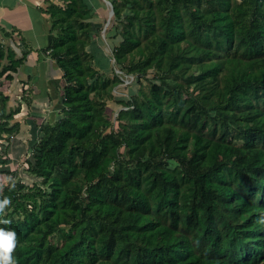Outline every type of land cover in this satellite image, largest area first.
Returning <instances> with one entry per match:
<instances>
[{
    "label": "trees",
    "instance_id": "obj_1",
    "mask_svg": "<svg viewBox=\"0 0 264 264\" xmlns=\"http://www.w3.org/2000/svg\"><path fill=\"white\" fill-rule=\"evenodd\" d=\"M110 1L115 61L138 52L128 71L154 68L160 81L119 99L128 108L112 127L104 98L121 79L93 66L86 1L50 5L63 115L31 145L28 170L42 183L4 170L0 227L17 234L16 264L264 263V0ZM29 53L0 46V77ZM18 112L3 113L0 135L16 131Z\"/></svg>",
    "mask_w": 264,
    "mask_h": 264
},
{
    "label": "rangeland",
    "instance_id": "obj_2",
    "mask_svg": "<svg viewBox=\"0 0 264 264\" xmlns=\"http://www.w3.org/2000/svg\"><path fill=\"white\" fill-rule=\"evenodd\" d=\"M85 1L90 9V14L86 15L87 19L85 21L93 28L91 35L96 41L93 47L86 46L90 48L93 66L106 77L114 78L117 76L121 79L120 82L110 86L111 94L104 98L107 102L106 114L112 122L111 126L116 128L120 110L128 108L127 105L120 103L119 99L144 98L145 94H149L151 84L153 82L158 83L160 80L154 68L141 76H136L128 71L131 63L139 59L140 55L138 52L130 54L123 65L117 64L114 59L113 49L121 38L115 29V18L114 20L112 19L111 24H107L109 5L105 0ZM66 5L67 3L65 2L63 7ZM56 28L55 32L59 33L61 27L57 26ZM89 28L88 26L84 30H80L86 39ZM0 43V46L5 49H12L16 59H21L23 53L30 50L24 40L14 38L12 35L5 36L4 34L0 37ZM29 61L28 57H26L24 64L20 65L19 71L13 72V78L0 77V122L4 120L3 113H10L15 109H19V112L15 113L13 119L10 120V123L12 125L16 121L20 123L15 132L0 135V193L11 177H7L4 173L5 169H10L13 172L12 177L16 180H21L28 184L34 182L42 183V178L33 175L28 170V159H33L31 145L35 139H40L43 136L44 123L54 121L63 115L61 103L65 85L63 71L54 57H49L46 65L41 64L39 66L40 80L32 82L33 88L32 84L29 86L31 80L27 79L28 76H33L32 69L27 67L25 76L23 78L21 76L23 66H27ZM9 64L10 60L6 57L1 61V68ZM190 91L193 90L191 89ZM199 95L201 96V93ZM211 111L215 112L214 109H211ZM208 129L214 135L218 132L219 127L218 124L215 126L209 122ZM228 140L231 141L232 145L243 144L242 140H233L231 137ZM118 154H120L119 158L121 160L128 159V148L122 146ZM171 163L175 165L174 161H171ZM111 168L113 169V165ZM259 264L264 263L261 262Z\"/></svg>",
    "mask_w": 264,
    "mask_h": 264
},
{
    "label": "crops",
    "instance_id": "obj_3",
    "mask_svg": "<svg viewBox=\"0 0 264 264\" xmlns=\"http://www.w3.org/2000/svg\"><path fill=\"white\" fill-rule=\"evenodd\" d=\"M51 4L63 6L64 0H0V37L6 31L8 35L5 36L12 35L14 38L24 40L30 49L28 55L30 61L27 66H23L21 74L23 78L26 68L32 69L33 76H30L32 79H29L31 80L29 86L32 82L40 80L39 66L46 65L49 57L51 58L47 48L56 33L52 30L53 19L48 12ZM108 8L107 21L110 19L111 22L110 6Z\"/></svg>",
    "mask_w": 264,
    "mask_h": 264
},
{
    "label": "clouds",
    "instance_id": "obj_4",
    "mask_svg": "<svg viewBox=\"0 0 264 264\" xmlns=\"http://www.w3.org/2000/svg\"><path fill=\"white\" fill-rule=\"evenodd\" d=\"M11 204V200L4 198L0 200V216H2ZM264 222V221H261ZM0 224L8 225L10 221L0 219ZM18 244V237L14 230L0 227V264H16L13 253Z\"/></svg>",
    "mask_w": 264,
    "mask_h": 264
},
{
    "label": "water",
    "instance_id": "obj_5",
    "mask_svg": "<svg viewBox=\"0 0 264 264\" xmlns=\"http://www.w3.org/2000/svg\"><path fill=\"white\" fill-rule=\"evenodd\" d=\"M105 1L111 7V14L114 15V10H113V4H112V2L110 0H105Z\"/></svg>",
    "mask_w": 264,
    "mask_h": 264
},
{
    "label": "bare ground",
    "instance_id": "obj_6",
    "mask_svg": "<svg viewBox=\"0 0 264 264\" xmlns=\"http://www.w3.org/2000/svg\"><path fill=\"white\" fill-rule=\"evenodd\" d=\"M112 16H113V14H111V8H110V18H112ZM109 22H110V19H109V21L107 22V24H109Z\"/></svg>",
    "mask_w": 264,
    "mask_h": 264
}]
</instances>
